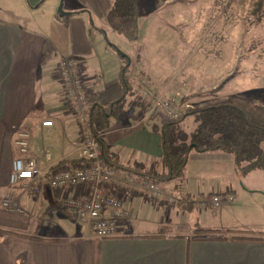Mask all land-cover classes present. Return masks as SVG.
I'll return each mask as SVG.
<instances>
[{
	"label": "crops",
	"instance_id": "0c3cea01",
	"mask_svg": "<svg viewBox=\"0 0 264 264\" xmlns=\"http://www.w3.org/2000/svg\"><path fill=\"white\" fill-rule=\"evenodd\" d=\"M79 11L68 12L75 13L66 16L64 21L72 27L67 34V48L72 54L64 58L56 57L61 53L60 37L56 34L43 31L32 21H21L23 18L17 15L0 17V197L14 193L23 201L22 210H16L5 207L0 199V228L23 234L0 235V264H94L95 237L89 224L72 217L61 200L62 195L81 197L87 189L86 184L67 187L62 193L43 183L35 196L23 182L11 185L8 181L12 160L19 153L15 140L22 131L28 133V152L43 170L57 163H60L58 166H71L76 162L71 152L80 144L81 132L75 119L77 113L66 98L65 85L57 76L60 61L77 56L75 60L82 65L86 87L98 103L110 102L121 93V60L104 43L88 18L77 14ZM63 20L65 18H54L59 24ZM180 49L188 50L185 46ZM84 53L92 54L96 62L97 69L92 75L86 72ZM188 62L190 58L186 56L183 63ZM135 65L136 73L177 100L181 99L183 91L192 90L191 94L200 86L191 88L196 76L193 74L177 79L176 71L168 81H163L158 75H144L138 64ZM133 67L130 65L129 78ZM180 67H176L177 70ZM190 67L203 68L202 73L211 77L217 71L205 60L191 62ZM221 78L217 76L210 84ZM142 112L137 106L128 110L127 115L113 120L101 135L109 149L125 163L139 161L147 165L160 156V138L151 126L157 121L151 116L144 120ZM186 117L193 118L192 115ZM46 119L52 120V127L41 125ZM115 172L133 175L118 169ZM103 187L106 193L121 199L127 213L117 218L119 236L98 239V264H264V242L194 240L191 238L193 230H182L175 224L177 229H172V224L164 219L147 220L144 214L150 213L151 207L155 210L165 208V211L170 208L153 202L145 191L130 192L115 182ZM182 213L180 209L176 215ZM102 215L111 216L110 209L105 208Z\"/></svg>",
	"mask_w": 264,
	"mask_h": 264
},
{
	"label": "rangeland",
	"instance_id": "374dc122",
	"mask_svg": "<svg viewBox=\"0 0 264 264\" xmlns=\"http://www.w3.org/2000/svg\"><path fill=\"white\" fill-rule=\"evenodd\" d=\"M112 1L0 0V17L17 15L23 18L21 21H32L42 27L43 31L56 34L61 38H58L61 53L56 57L64 58L72 54L67 48V34L72 27L70 23L64 22L68 17L60 18L59 15L81 10L77 14H83L89 23L92 22L103 31L96 29L102 35L104 43L107 45V37L109 42L131 60L134 67L130 79L136 86L137 95L133 98L141 102V106L137 107L143 111L144 120L151 116L159 121L161 115L147 113V104L141 99L139 92V79L144 76L135 72V63L144 75H158L163 81H168L176 71L177 79L196 75L190 84L191 88L208 85L217 76L223 77L234 69L237 70L235 77L220 91L200 96L190 94L192 90L180 93V98L188 101L191 109L232 96L246 97L264 105V0H136L137 34L132 41L117 33L108 21L107 13ZM55 17L65 20L61 24L55 23ZM180 46H185L188 50L182 51ZM111 50L120 58L117 51ZM86 54H82L86 60V72L92 75L97 69L96 62L92 54ZM186 56H189L190 62L184 64ZM76 57L74 56L75 59ZM199 60L215 66L216 73L211 77L202 73L203 68L190 67L191 62L199 63ZM176 67L180 69L177 70ZM130 71L129 66L128 74ZM84 85L86 87L85 82ZM152 85L158 93L176 98L171 93L163 92L158 85ZM66 98L68 99L67 92ZM82 116L84 115L75 116L81 132L80 144L83 142ZM182 125L186 131H191L195 122L192 117H186ZM262 145L264 146V141ZM71 154L74 156L75 152ZM161 185L174 196V201L150 198L170 209L165 211V208L158 207L155 210L151 207L150 213L144 214L147 220L154 222L164 219L175 230L177 228L174 224L187 231L198 227L244 229L264 236V168L239 174L233 169L230 154L192 149L182 177L163 181ZM186 193L185 203L189 204L182 209L178 200H182ZM221 193H228L229 199L217 206L212 205L210 197ZM180 209L183 210L182 215H176Z\"/></svg>",
	"mask_w": 264,
	"mask_h": 264
},
{
	"label": "trees",
	"instance_id": "16d2710c",
	"mask_svg": "<svg viewBox=\"0 0 264 264\" xmlns=\"http://www.w3.org/2000/svg\"><path fill=\"white\" fill-rule=\"evenodd\" d=\"M69 14L63 13L59 16L63 18ZM107 18L115 31L126 40L135 39L137 34L136 0H113ZM90 25L98 28L92 22ZM97 30L103 32L99 28ZM105 41L111 49L117 51L122 65L119 71L120 95L103 104L94 100L86 110V125L89 131L97 137L102 160L112 165L114 169L127 171L135 176L158 183L181 178L184 174L188 154L192 149L201 152L220 151L230 154L233 159V169L239 174H245L252 169L264 168V146L262 145L264 141V105L240 96H232L223 101L190 109L178 118H160L159 121L151 124L152 129L158 133L160 138L161 153L159 158L147 165L139 161L129 163L121 161L118 154L109 149L99 134L110 128L112 119L119 120L128 114V110L141 106V102L133 98L135 89L128 74L131 60L116 45L109 42L107 37H105ZM236 73L237 70L234 69L213 84L197 86L192 95L220 91L227 82L235 77ZM180 100L186 101L185 99ZM189 115L193 116L195 126L188 132L183 128L182 121ZM81 130L83 133V129ZM187 195L188 193L178 204L182 209H185L189 204L185 203ZM5 233L23 235L0 228V235ZM191 238L201 241L264 242V236H261L260 233L244 229L198 227L193 230ZM98 239L100 238L94 240V264H98Z\"/></svg>",
	"mask_w": 264,
	"mask_h": 264
},
{
	"label": "built area",
	"instance_id": "2783aa9c",
	"mask_svg": "<svg viewBox=\"0 0 264 264\" xmlns=\"http://www.w3.org/2000/svg\"><path fill=\"white\" fill-rule=\"evenodd\" d=\"M80 66L82 65L79 60L64 59L59 62L57 67V76L65 85L68 101L73 110L77 114L84 115L82 116L83 142L74 150L75 164L71 166L57 165L49 167L46 169L47 171L43 170L28 152V133L22 131L19 133L18 139L15 140L19 147V153L12 160L8 181L11 185L23 182L35 196L43 183H47L56 192L62 191V193L67 187L86 184L87 189L79 198L62 195V204L72 217L83 219L89 224L95 238H111L120 235L117 218L126 215L127 211L119 197L104 191L105 183L115 182L130 192L141 189L145 191L148 198L157 201L165 199L168 202H173L174 196L168 193L161 183L134 175H118L112 165L102 160L97 137L89 131L86 125V109L94 101V98L87 87H84ZM139 86L140 97L147 104V113L159 114L160 118L173 119L191 109L188 101H180L158 93L145 77L139 79ZM41 125L50 128L53 126V122L51 119H46L41 122ZM99 135L101 136L102 133ZM0 199L7 208L16 210L23 208L22 199L14 193L2 194ZM225 199H229L228 193L213 194L209 201L212 205L217 206ZM105 208L110 209L111 216L102 215Z\"/></svg>",
	"mask_w": 264,
	"mask_h": 264
}]
</instances>
